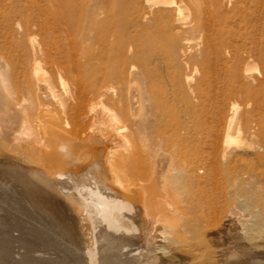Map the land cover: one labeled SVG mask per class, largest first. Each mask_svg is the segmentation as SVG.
I'll return each mask as SVG.
<instances>
[{
	"label": "rangeland",
	"instance_id": "1",
	"mask_svg": "<svg viewBox=\"0 0 264 264\" xmlns=\"http://www.w3.org/2000/svg\"><path fill=\"white\" fill-rule=\"evenodd\" d=\"M76 1L82 6L78 10L79 21L77 19V30L73 34L65 24L61 27V24L53 23L55 20L47 10L51 0H0V58L6 63L4 67L0 66L4 83L2 84L7 87L4 88V93L13 97L15 105H24L19 108L18 104L19 110L14 109V120L0 121L4 125L10 122L7 123L9 126L0 124V149H7L5 151L10 155L25 160L28 157L23 152L29 153V157L32 155V149L29 150L32 146L29 143L33 136L39 133L42 138H38L39 143L35 144L38 152L57 148L60 152L59 164L70 162L69 156L66 155V158L62 155V150H58V142L45 140L50 138L49 134L45 133L46 128L60 123L66 129L76 128L78 133L80 130L79 137L82 139L103 135L101 142L94 144L96 156H93L92 162H88V175L96 171L94 174L97 177L103 176L104 173L110 177L116 168L120 167L122 172L119 171L120 168L116 173L125 172L123 174L127 175L133 171L131 174H134L137 170L132 169L137 153L134 149L140 148L142 152L147 153L158 148L160 152L167 154L172 150L176 162L181 158V163L188 160L184 162L185 169L188 170L192 166L189 170L191 173L195 170L194 173L206 176L215 161L211 158L216 154L220 155L213 147V136L225 135L230 131L235 137V141L230 145L231 151L240 158L242 166L237 176L244 180L255 178L254 181L263 186L261 189L264 190V0H218L217 4L212 5L214 14L204 16V25L201 30L194 32L189 47L183 46L185 37L189 36L188 24L180 23L174 12L170 15L169 29L181 38V43H178L176 48L172 46L170 39H161L154 28H148L165 8L156 0H120L124 19L123 28L118 32L112 30V26H108L110 28L107 27L106 30L101 27L110 23L111 6L108 0ZM205 1L209 3V0ZM184 12L185 20L190 21L191 9L185 7ZM57 24L60 28L56 27ZM109 42L111 47L108 46ZM68 46L76 49H73V55H70L72 52ZM61 47L64 48L63 54ZM69 61L73 67L77 64L76 71L70 67ZM113 62H116L115 68ZM66 64L72 71L54 73L53 70L57 66L63 68L67 67ZM100 66L102 67L99 68ZM87 70L88 75L85 72ZM102 71L117 76L116 79H109L108 83L114 84L116 89L127 94L125 102L118 104L113 98L106 99L96 95L95 92L101 85L99 81L106 73ZM96 72L102 76H97ZM89 76H96L87 82L89 85L92 83L90 88L85 82L90 80ZM78 78H82L84 83ZM48 81L54 83L55 95L48 97L44 109H39L40 95L32 86L44 87ZM75 91L80 92L78 95L84 96L83 99L89 100H86L88 103H83L84 110L81 108V111L75 114L74 120H71L62 110L60 100H70ZM127 91L133 95L130 96ZM132 100H135V103ZM39 114L44 116L39 117ZM76 115H79L80 121L76 119ZM25 123L28 126L32 123V126L27 127ZM80 125L83 126L78 128ZM24 127L29 129L24 130ZM13 128H17V131ZM13 130L21 139L16 141ZM3 132L4 135L7 134L6 137ZM14 140L22 145H16ZM11 150L16 153L11 154ZM18 152L23 153L22 156ZM33 156L29 158L31 165L25 168L31 181L28 186L40 181L50 188V192H46L50 196L48 200L53 201L51 196L55 187L49 186L48 177L49 173L53 174L55 171L41 163L43 158L35 159ZM109 156L115 157L113 165L115 162L116 166L117 163L120 164V167H114L115 171L109 167ZM135 158L137 159V155ZM196 159L199 160L196 162ZM152 163L153 161L151 165ZM181 163H176L180 165L178 169L182 168V165L185 166ZM156 164L154 161L155 166ZM250 166L256 167L253 172L248 170ZM116 173L114 175L119 178L124 176L118 173L120 177ZM129 176H126L127 179L124 176L121 180H128L127 184H130L129 189L132 190L131 186H135L134 175H131L133 178ZM3 180L5 179L0 178V264H91L85 259L87 244L83 238L84 233L92 231L90 224L84 226L83 233L79 231V237L83 238V241H80L79 245L76 244L60 223H55L52 217L27 197L26 186H17L11 178L6 179L5 183ZM126 180L121 181L124 185L118 182L116 187L126 188ZM131 181L134 182L132 185ZM109 184L113 186L115 183ZM159 224L160 228L163 227L161 222ZM140 243L142 242L137 241L138 248L144 246ZM97 263L111 264L102 261Z\"/></svg>",
	"mask_w": 264,
	"mask_h": 264
},
{
	"label": "bare ground",
	"instance_id": "2",
	"mask_svg": "<svg viewBox=\"0 0 264 264\" xmlns=\"http://www.w3.org/2000/svg\"><path fill=\"white\" fill-rule=\"evenodd\" d=\"M108 1L111 6L109 13L110 23L109 25H101V27L106 30L108 26H112L113 28L111 27V29H115L118 32L123 28L124 17L121 13L122 3L120 0ZM217 1L218 0H209L208 3V1L205 0H156L159 5H163L165 8L158 16L155 17L154 24H149L148 28H154L155 31L159 33L158 36L161 39L164 37L168 38V40L170 39L172 46L176 48L177 44L181 43V38L172 33L169 29L170 15L175 12L177 20L180 21V23L188 24L187 33H189V36L185 37L183 46L189 47L194 32L199 29L201 30L204 25V21L202 20L204 16L214 14L212 5L217 4ZM80 6L82 5H78L76 0H51L47 10L53 17L52 19L56 21H53V23H59L61 24V27L62 24H65L68 26L70 32H73L74 34L77 30L75 23L79 18L78 10ZM185 7L191 9L192 19L190 21L185 20ZM97 19L98 17H96V20ZM56 27H59L58 24ZM109 28L110 27H108V29ZM115 30L113 31L114 33L116 32ZM57 31H59V29ZM108 44H110L108 46L111 47V43L109 42ZM63 49L61 50V53ZM73 49L71 48L69 50L72 52L70 55H73V51L76 50ZM69 51H65V53H69ZM40 52H42V49H40ZM67 57L68 56L66 54V58ZM119 58L121 59V57ZM89 60H91V58H89ZM100 60L102 61L103 59ZM107 60H109L108 57ZM105 63L107 64V61ZM5 64L0 58V66L4 67ZM201 64L203 65L204 62ZM66 65L67 67L63 68L60 66H57V68L55 66L56 68L53 70L54 73H67L72 71L69 70V65ZM73 65L71 63L70 67H73ZM95 65H97V63ZM114 65H116V62H113V67ZM75 66H77V64H75ZM75 66L73 67L74 70ZM101 67L102 66L99 68ZM105 67L108 68L107 65ZM90 68L92 67L90 66ZM89 70L85 71L87 75ZM110 72H112V70ZM98 74L99 72L97 73V76ZM0 75V121L6 122L13 119V115H15L14 109H18L17 105L20 103L17 104V102H15L17 104L15 105L13 97L4 93V90H6L4 88L7 87L3 86L4 83L2 82V74ZM100 77H98L99 80ZM89 78V81H85L88 85L89 83L87 82H90L92 79L90 76ZM112 78L116 79L117 76L108 72L104 74L103 78L99 81V84L101 85H99L97 91L95 88L96 95L101 98L102 96L110 99L113 98L115 103L118 104L125 102L127 94L125 95L123 91L116 89L114 84L108 83V80ZM78 79L81 81L82 78ZM94 80H96V78ZM81 83H84L83 79ZM87 87L88 86H86V88ZM33 88L37 89V93L40 95L39 99L37 97L39 101V109H44L48 97L55 95L54 83L48 81L44 87L39 85L35 87L32 86V89ZM82 88H84V86ZM78 93L77 91L73 92L70 100H60L62 110L70 116L69 118H71V120H74L75 114H78L81 111V108L84 110L82 106L85 105H83V103H88V101L86 102L88 98L85 97V100L83 99L84 96L82 97L78 95ZM130 98L134 99V97ZM134 101L135 100H132V102ZM22 106L24 105L20 104L19 108ZM131 110L133 109L131 108ZM40 116H44V114H39V117ZM76 116V119L78 118L79 120H77L80 121L81 119L78 117L79 115ZM21 117H23V115ZM26 117L28 120V116ZM85 117L86 115L83 116V118ZM95 117L94 119H96ZM3 122L1 123L3 124ZM14 122L15 121H13V123ZM7 123L5 125H8L10 122L8 124ZM19 123L21 124V122ZM29 124L32 126V123ZM30 126L27 125V127ZM81 126L83 125H80L78 128H81ZM17 127H19V125ZM27 127H24L23 129L26 130L25 128ZM1 130L2 129H0V131ZM14 130L17 131V128ZM14 130L12 134L15 135ZM4 133L5 132H3V135ZM6 133H8V131ZM45 133H47V135L49 134L50 137L45 140L47 141V139H49L51 142H58V150H62V155H68L70 162H64V164L62 162L59 164L58 156L60 152L57 151V148L53 150L47 149L48 151L43 150L44 152L40 150L41 153L38 152L35 144L39 143L38 138H40L41 135L37 133L33 136V140L29 143V145L32 146L29 149H32V155L29 157V153L23 152L26 154L25 156L28 157L27 159L29 161L25 157L24 160L22 157H14L13 155H10L9 152L7 153V151H5L7 149H3L4 151L0 149V178L5 180L11 178L17 186L20 187L22 184L26 186L27 189L25 191L27 197H29L40 209L47 213L50 218L52 217L55 223H60L63 226V230L65 228L69 238L76 244L79 245L80 241H83L84 238L87 244V251H85L86 254L84 253L87 258H84L87 259L88 263L98 264L97 262L100 263V261H102L103 263L111 264H264V190L261 189L263 186L258 185L254 181L255 178L244 180L237 176L239 171L242 170V166L240 158H238L237 154L234 155L231 151L230 145L235 141V137L230 131L226 132L225 135L216 134L213 136V147L217 150V152L219 151L218 153H220V155H218L220 157H218L215 153L216 150H214L216 155L211 158L215 159V161H213V168L206 176H201L197 172L194 173L195 170L191 173L189 170H191L192 166H190V169L187 167L188 170L185 169L186 164L184 162H188V160L181 163L182 158L180 161L177 160V162L178 164L181 163V165L184 163L185 166L182 165V168L180 167V169H178V166L180 165H176L177 162L172 150L167 154L165 152H160V149L158 148L155 151L147 153L142 152L140 148L139 150H137V148L134 149L135 152H137V159L135 158L136 155L134 157L133 154V163L135 166L133 167L132 164V169L136 170L134 168H137V170L134 171V174H131L133 171H130V173L128 172L129 175H134L133 181H135V186L133 184L134 182L131 181V185L133 184L131 186L133 188L132 190H130L131 188L129 189L130 184H127L128 180H126V176L129 175L123 174L125 172L122 174L120 172L118 173H120L121 176H125L126 179L124 178L123 180H126L128 188L127 186L126 188L123 186H119L120 188L116 187L118 186V182L121 183V181H123L121 178L124 176L121 177L120 174L116 173V171L120 168L121 169L119 171H121L122 167L118 166L120 165L118 163L116 166V162L114 164L115 166L113 165V159H115V157L112 158L113 156L108 157L110 162L109 167L113 171L117 169L115 173L121 178L117 175L115 176V173L110 177L107 173H104L103 176L100 175L97 177L94 174L96 171L94 173H90V176L86 173L90 166V163L88 162H92L96 156L93 149V147H95L94 144L98 143L102 139L103 135L100 136V134L93 136V138L82 139L79 137L80 130L78 133L76 128L74 130L66 129L60 123L55 126L49 125L48 128H46ZM6 135L4 136L6 137ZM19 136L20 135H18V137ZM18 137L16 141L21 139V137ZM239 138L240 135L238 136V139ZM16 141L15 144L17 145L18 142ZM6 146L8 147V144L5 145V147ZM182 152L184 156V151ZM199 152L200 151H198V153ZM10 153L12 154L14 152L11 150ZM35 153H39L40 155ZM31 156L34 158L36 157L37 159L43 158L41 163L46 166L48 165L55 171L53 174L49 173L48 177L49 186L55 187V191L52 192L53 194L51 196L54 199L53 201L48 200L50 196L47 195V193L50 192V188L43 185L40 181L35 182L32 186H28V183L31 181L29 180L28 174L25 172V168L29 167L28 165H31L32 161L30 162L31 159H29L32 158ZM199 159H196V162ZM20 161H22L23 164H20ZM96 161L99 162V160ZM152 161L153 165L154 161L157 163L156 166L151 165ZM195 163H193V165ZM114 167L120 168L114 169ZM196 168L197 167H195V169ZM255 168L256 167L254 166H250L248 170L253 172ZM132 176L131 178H133ZM131 178L129 179L132 180ZM5 180H3L4 183ZM110 182L115 184L112 186V184H109ZM121 185H124L123 182ZM46 190L48 192H46ZM159 221L163 224H161V226H163L161 228L159 227ZM86 224L91 225L92 231L90 229V232L87 230L88 232L84 233V237L81 239L79 237V231L81 230V233H83L85 231L84 226ZM137 241L142 242L143 244L140 243V245L142 244L144 246L142 248H138L136 246Z\"/></svg>",
	"mask_w": 264,
	"mask_h": 264
}]
</instances>
